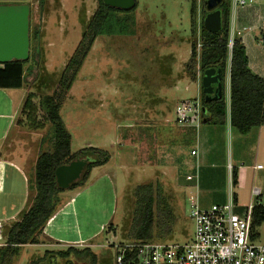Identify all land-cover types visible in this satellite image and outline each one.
Instances as JSON below:
<instances>
[{"label":"rangeland","instance_id":"374dc122","mask_svg":"<svg viewBox=\"0 0 264 264\" xmlns=\"http://www.w3.org/2000/svg\"><path fill=\"white\" fill-rule=\"evenodd\" d=\"M136 1L135 10L133 8L134 11L130 13L135 19L133 33L98 36L71 89L64 91L59 86L60 77L88 29L98 8V0H45L43 7L38 0H32L31 33L35 28L40 29L38 43L42 52L40 63L35 66L38 78L34 81V70L22 89L0 90L3 106L4 102L9 104L10 101L11 111L17 110L15 115L11 114L12 117L0 119V129L6 131V127V133H10L8 136L14 139L12 148L21 145L30 158L27 173L16 179L19 186L14 196L19 210L13 215V210L8 212L9 216L4 218L0 249L7 244L6 234L11 226L22 218L24 211L31 205L27 193L34 192L32 186L36 160L41 152L52 148V125L45 119V111L41 108L45 95H56L61 100V115L72 135L73 153L84 147L96 146L108 150L111 158L106 169L90 173L85 185L63 191L56 211L77 194H84V203L77 206L79 201L72 200L46 223L47 232L55 233L59 229L57 225L61 215L66 216L69 233L66 235L65 229L61 235L64 239L67 236L75 244L49 239L44 234L45 225L35 235L36 243L21 245L20 253L12 264H115L116 246L134 240L129 231L136 203L134 190L139 184L156 185L159 209L172 212L171 217L156 216L155 239L186 244L193 238L194 224L190 216L192 192L179 187L178 180L187 182L186 174L192 170L186 169V166L180 167L178 179H171L159 173V168L149 169L151 166H148L147 174L138 178L125 172L124 166L128 160L126 143L130 141L141 145L142 161V151L148 148L152 154L148 155L149 163L155 160V143L158 142V146L159 143L166 144L169 136L176 137L175 141L187 152L193 143L192 138L177 141L179 138L175 131L180 124L176 120V106L183 99L194 98L198 94L201 96L202 93V77L200 73L192 77L187 61L190 60L193 45L198 52L201 48L199 24L203 0ZM192 3L196 4L195 15L191 14ZM256 5H262L264 10V0ZM232 8L231 5L230 16ZM192 19L196 23L195 27L192 26ZM245 33L252 41L248 40L249 50L264 64V27L258 26ZM237 38L239 35H233V40ZM35 45L36 41L31 38V48ZM31 64L33 62L30 61L25 66ZM176 82L177 86L172 87ZM224 84L227 90V79ZM30 93L34 94L33 102L38 108L37 122L44 124L42 128H31L23 111ZM129 112L131 127L127 126ZM159 131L165 136H160ZM6 144L5 140H0V151ZM167 161L168 158H164L161 169L170 167L171 163ZM257 163L264 166V158H259ZM233 166L239 165L233 162ZM108 173L112 174L113 182L116 181L114 177L118 176L115 194L111 192L110 181L105 186H102V181L95 184L99 177ZM254 173V168L247 166L241 176L240 186L245 196L248 195L247 189ZM5 194L9 197L8 193ZM15 199L13 197V201ZM165 224L170 226L169 232L164 231ZM96 231V236L88 238L87 235ZM255 235L256 242L264 245V222L257 228ZM70 245L77 249L90 248L95 259L72 255L66 260L56 258L54 254L51 256L50 253L64 251ZM46 250H49L50 255L45 254Z\"/></svg>","mask_w":264,"mask_h":264},{"label":"trees","instance_id":"16d2710c","mask_svg":"<svg viewBox=\"0 0 264 264\" xmlns=\"http://www.w3.org/2000/svg\"><path fill=\"white\" fill-rule=\"evenodd\" d=\"M44 0L40 5L43 7ZM230 8L231 0H226L220 5L222 11V28L218 32L209 31L204 19L208 14L206 0H203V9L200 26L199 40L201 48L198 52L195 45L191 49V57L187 62L188 71L192 77L200 73L201 77L208 68H221L225 75L230 68V122L232 127L242 134H247L254 127L264 123V77L254 73L250 66L246 46L241 37L234 40L230 48ZM135 10V8H134ZM134 10H121L111 7L98 0V8L88 24L82 41L75 50L67 67L60 77L59 86L64 91H69L75 77L85 58L92 48L96 38L100 35H130L133 33L134 17L130 15ZM123 13V14H122ZM196 4L192 3L191 14L195 15ZM192 26H196L192 19ZM36 41L31 48L29 60L11 61L0 64V88H21L29 75L34 73L40 63L41 49L39 47L40 29L35 28L30 34ZM198 58V61H197ZM33 64L25 66L29 62ZM36 71V70H35ZM72 71V72H71ZM34 74V81L38 78ZM224 81V80H223ZM34 94L30 93L24 103L23 111L29 125L33 129L42 128L44 124L37 122L38 108L33 102ZM201 100L208 113H204L207 123H224L227 117L228 103L223 93L221 98L208 101L205 94L201 93ZM45 111V119L52 125V148L40 153L35 163L34 186L35 195L30 207L24 211L22 218L15 222L8 233L7 244L0 249V264H12L20 253L21 245L29 242L36 243L35 235L46 225L56 212L60 203V194L65 189L58 186L55 170L59 165L66 164L78 158H90L81 179L73 182L70 190L85 185L94 167L105 165L109 162L111 154L108 150L96 146H88L73 153L71 148L72 135L68 130L61 115V100L56 95L47 94L41 102ZM237 175L234 173V183ZM158 187L153 183L139 184L134 190L136 196L135 211L129 234L134 240L155 239L156 216L171 217V210L159 209L160 201L157 199ZM264 222V206H253L252 232L256 237L257 228ZM160 224V221L159 223ZM164 231L169 232L170 226L165 224ZM47 253H50L47 251ZM56 258L69 259L73 256H86L95 259V254L90 248L77 249L69 246L67 250L50 253ZM130 255L127 254L125 264H130Z\"/></svg>","mask_w":264,"mask_h":264},{"label":"crops","instance_id":"0c3cea01","mask_svg":"<svg viewBox=\"0 0 264 264\" xmlns=\"http://www.w3.org/2000/svg\"><path fill=\"white\" fill-rule=\"evenodd\" d=\"M261 1L262 0H253L252 3L246 6H237L235 8L232 6L233 8L232 15L230 16V26L233 25L235 27L234 35H239L246 46L251 70L254 73L264 77V64H261V61L255 58L253 51L249 50L248 40H250V38L245 33L255 30L258 26L263 27L264 10L262 5L261 7L256 5ZM252 47L254 46L252 45ZM226 79L227 90L226 85L224 84V94L228 103V113L224 123H207L205 119H203L198 128L179 125V128H176L175 131V134L179 138L177 141L180 142L182 140L186 141L190 138L193 139V143L189 148V151H184L182 147L178 145V143L175 141L176 137L173 138L172 136H169L170 138L168 139V142H170V144L168 142L164 144L163 142L159 143L158 146V142L155 143L154 146L156 151H153L155 160H153L151 163L147 161L148 155L152 156V154L149 153L148 148H146V150L143 149V151L146 152L142 151V156L144 157V161H142L140 160L142 149L141 145L133 141H128L129 143H126L128 147L127 149L125 148L128 155L127 163L124 166L126 170L125 172H129L132 176L141 178L142 175L147 174L146 169L148 166H151L149 169L159 168V173L168 175L171 179L174 177L175 179H178L181 169L180 167L186 166V169L189 168L192 170V172L190 171V173L186 174L187 182L183 183L182 181L180 182V179H178L179 187L185 189V191L190 190L194 200H196L201 208L210 209L216 206H224L232 203L234 205L235 211L240 212L250 205L264 206V166L257 163L259 158H264V123L261 126L252 128L247 134H242L237 129L232 127L230 122V71L225 73L224 81ZM175 86H177V82L172 87ZM2 89L19 90L22 89V87L0 88V90ZM4 104L5 107L0 101V119L7 116L12 117V115L16 114L17 110L12 109L11 111L12 107L10 108V101L9 104H7V102H4ZM4 109L5 111H3ZM7 109L9 111H7ZM127 116V121L129 122L127 126L131 127L130 112ZM4 129L6 131H4L3 128L0 129V140L3 139L7 143L3 151H0V221L6 220L4 218L9 216L8 212L13 210L11 213V215H13L19 210L17 206L18 202L14 196L16 195L17 188L19 186V181L17 182L16 179L19 175L27 173L30 162V158L27 155L26 150L22 149L21 145L12 148L14 139H11V136H8L10 133H6L8 132L6 127H4ZM159 135L165 136V134L161 135V132ZM172 138L173 140L171 141ZM192 150H197V154L193 155ZM164 158H168L167 162H170L171 164L170 167H164V169H161L163 167ZM233 162L237 163L239 166H233ZM108 164L94 167L91 170L92 174L94 170L106 169ZM247 166H252L255 170V173L253 174L247 189L248 195L245 196L244 191L241 190L240 179ZM234 173L237 175L236 183H234L233 179ZM189 175H194V179H187ZM114 178L116 181L118 180V176H115ZM100 181L104 182L102 186L104 184H108L106 182L110 181V186H112L111 192L112 194H115L117 187L116 181H112V174L108 173L106 175H102L95 181V184L99 183ZM68 191L71 190L68 189ZM5 193H8L9 197ZM34 195L35 191H28L27 199L30 198L29 201H32ZM83 195L84 194L82 193L77 194L73 198L69 199L61 209L54 213V215L63 211V209L66 208L72 200L79 201L77 206L81 203L83 204L86 200ZM13 197L15 199L14 201ZM61 217L62 218L60 222L58 221L59 224L57 225V227L59 226L58 231L55 233H48L47 222L44 229V234L55 242L63 244H75V242H71L73 240H68V238H66L67 236H64L65 239L62 238L61 234L64 233L63 230L66 229V235L69 233V228L67 225L69 221L66 220L68 219L66 216L61 215ZM97 233L98 231L90 233L87 236L88 238H91L96 236Z\"/></svg>","mask_w":264,"mask_h":264},{"label":"built area","instance_id":"2783aa9c","mask_svg":"<svg viewBox=\"0 0 264 264\" xmlns=\"http://www.w3.org/2000/svg\"><path fill=\"white\" fill-rule=\"evenodd\" d=\"M231 2L235 8L246 6L253 0ZM230 33L231 48L235 34L233 25ZM176 115L180 125L198 128L204 119L201 96L180 101ZM192 154L196 155L197 150H192ZM194 177L189 175L187 179ZM190 216L194 224L190 242L181 244L151 239L118 244L115 264H125L127 254L130 255V264H264V245L255 241L252 232L253 205L240 212L235 211L232 203L203 209L191 196ZM4 227L0 221V239L3 238Z\"/></svg>","mask_w":264,"mask_h":264},{"label":"water","instance_id":"95a60500","mask_svg":"<svg viewBox=\"0 0 264 264\" xmlns=\"http://www.w3.org/2000/svg\"><path fill=\"white\" fill-rule=\"evenodd\" d=\"M105 4L121 10H132L136 0H103ZM226 0H206L208 14L204 24L209 31L222 28L220 5ZM31 8L28 4L0 5V64L11 61L29 60L31 52ZM230 71V68H229ZM223 70L208 68L202 76V88L208 101L221 98L224 93ZM204 113H208L204 108ZM1 156V154H0ZM90 158H78L59 165L55 170L59 187L68 190L73 182L82 178Z\"/></svg>","mask_w":264,"mask_h":264},{"label":"flooded vegetation","instance_id":"af4514ba","mask_svg":"<svg viewBox=\"0 0 264 264\" xmlns=\"http://www.w3.org/2000/svg\"><path fill=\"white\" fill-rule=\"evenodd\" d=\"M41 1L42 0H38V3L40 4ZM44 2H45V0H44ZM31 3H32V0H0V5H2V4L3 5H22V4H28L30 6V8H31ZM70 246H72V245H70ZM47 251H49V250H46L45 251V254H47ZM48 255H50V254L48 253Z\"/></svg>","mask_w":264,"mask_h":264}]
</instances>
